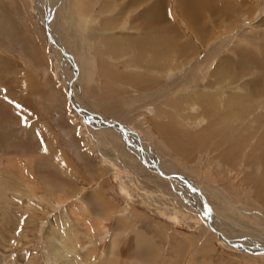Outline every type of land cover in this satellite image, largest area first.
Instances as JSON below:
<instances>
[{
  "label": "rangeland",
  "instance_id": "1",
  "mask_svg": "<svg viewBox=\"0 0 264 264\" xmlns=\"http://www.w3.org/2000/svg\"><path fill=\"white\" fill-rule=\"evenodd\" d=\"M136 1L0 0V264H264V116L227 160L196 94L228 112V95L264 90V0H187L189 14L186 0ZM148 7L161 32L139 26ZM124 35L183 53L163 45L162 67L129 70L131 53L108 50Z\"/></svg>",
  "mask_w": 264,
  "mask_h": 264
},
{
  "label": "bare ground",
  "instance_id": "2",
  "mask_svg": "<svg viewBox=\"0 0 264 264\" xmlns=\"http://www.w3.org/2000/svg\"><path fill=\"white\" fill-rule=\"evenodd\" d=\"M142 1H144V0H137L136 2H139V3H141ZM146 1V0H145ZM208 2V1H207ZM195 3H196V1H195ZM198 3V2H197ZM151 5V4H150ZM153 5V4H152ZM206 5V6H205ZM205 5L203 4V3H198V8H200L201 9V7H203V9L205 8V10H206V8L208 7V4L207 3H205ZM136 6V5H135ZM185 6H187V0L185 1V3H184V5L182 6V8H185V9H183L184 11H186V13L188 12V14H189V11H188V9H186V7ZM154 7V6H153ZM153 7H148V9L146 8V10H144V12L143 13H141V15L140 16H137V21H138V24H139V26L141 27V28H144V29H148V30H154V31H160L161 32V30H163V29H161V28H159V27H161L162 25H158L157 23H155V21H154V19H153V17L151 16V15H149L152 11H153ZM190 7V6H189ZM192 8L194 7V6H191ZM155 9V8H154ZM199 10V9H198ZM197 10V11H198ZM200 11H202V10H200ZM149 13V14H148ZM195 16V15H194ZM195 20V19H194ZM197 21V20H196ZM170 27H171V29H174V27L173 26H171V25H169ZM164 29H165V27H164ZM176 30V29H175ZM149 32V31H148ZM152 32V31H151ZM173 32V31H172ZM175 32V31H174ZM159 33V32H158ZM149 34V33H148ZM127 35V34H126ZM132 35H128V36H123L124 37V42H123V44L120 46V47H118V43L117 42H119V41H121V40H119L118 38H116V40H112L111 38V40L110 41H107L109 44H110V46H111V49H108V48H106V49H108L110 52H114V53H116V54H124V53H131L132 54V56L131 55H129V56H131V57H129V59L126 61V64L124 65L125 67L127 66V68L129 69V70H131V69H136V70H138V71H143V69L145 70L144 72H146V70H148V71H152L153 69L151 68V69H147V68H143L145 65L147 66H150V67H153L154 65L155 66H161L162 67V65H159V63H158V59H161L159 56L161 55L162 56V52H163V45H166L167 46V48L168 49H170L171 50V48H174L175 50H176V52L177 53H179V52H181V53H183L182 51H179V50H181V48H182V46L184 45V44H181L180 46H178L179 44H177V45H175V44H173V42L171 43V46L168 44V41L166 40V38H165V40H161L160 39V41H162V42H164V44L162 43V46H160V45H158L159 43L156 41V39H154V43H147V42H149V40H150V38H149V36L147 35L146 36V43H144V42H139L138 40H135V39H138L137 38V36H134V38L133 37H131ZM184 35H182V37H183ZM50 37V36H49ZM143 37V36H142ZM263 37V36H262ZM51 39V38H50ZM125 39H126V41H125ZM159 39V38H158ZM263 39V38H262ZM127 40H129L128 42H127ZM172 40V39H171ZM183 40H184V38H183ZM186 40V39H185ZM188 40V39H187ZM174 41V40H173ZM53 41H52V39L50 40V43H52ZM188 42H189V40H188ZM187 41H186V43H185V45L188 47V49L191 47V44L190 43H188ZM108 43H106L107 45H108ZM176 43V42H175ZM137 45V46H133V45ZM145 44V45H144ZM168 44V45H167ZM129 46H130V48L131 47H133V48H129ZM145 46H148V48H145ZM259 48V47H258ZM261 48V47H260ZM263 48V47H262ZM105 49V50H106ZM115 49V50H114ZM126 49H129V50H127L126 51ZM160 49V51H158ZM64 51V50H63ZM184 51V50H183ZM175 52V53H176ZM262 52L263 53H260V55H262V58L261 59H255V62L256 61H258V66L260 67V68H262V70L261 69H259V76H261L260 77V80L258 81V85H257V87H261L262 86V84H264V71H263V69H264V65H263V62H264V48L262 49ZM237 53V52H236ZM102 54H103V51H102ZM164 54V53H163ZM166 54H167V52H166ZM120 55V56H121ZM146 55V57H147V62H145L142 58L144 57ZM165 55V54H164ZM170 55V54H169ZM169 55L167 54V56L169 57ZM128 56V55H127ZM166 56V57H167ZM172 56V55H171ZM123 57H126L125 55L123 56ZM123 57H121L122 59H123ZM168 57H167V59H168ZM238 57V56H237ZM86 58V57H85ZM171 57H169V59H170ZM173 58V57H172ZM245 57H242V58H240V60H239V62H240V64H243L244 62H245V60L246 59H244ZM84 59V58H83ZM162 59H163V57H162ZM126 60V59H125ZM171 60V59H170ZM123 61V60H122ZM166 60H165V58H164V61L163 62H165ZM172 61V60H171ZM125 62V61H124ZM162 62V61H161ZM168 62V61H167ZM163 64V63H162ZM129 65H131L132 67H130ZM164 65V64H163ZM166 65H167V63H166ZM227 65H229V64H227ZM231 65V64H230ZM238 65V64H237ZM233 66V65H232ZM110 67V66H109ZM149 67V68H150ZM103 68L105 69L104 70V73L106 72V74H110V72L108 71V70H106V64L105 65H103ZM108 68V67H107ZM156 68V67H155ZM158 68V67H157ZM160 68V67H159ZM158 68V69H159ZM126 70V69H125ZM153 71H155V69L153 70ZM118 72V71H117ZM262 73V75H261V73ZM142 73V72H141ZM147 73V72H146ZM149 73H152V72H149ZM112 74V73H111ZM218 77H221V74L220 75H218ZM226 80V79H225ZM227 80H228V78H227ZM231 80V79H230ZM227 82V81H226ZM116 83V82H115ZM225 83V82H224ZM229 83V82H228ZM109 85V84H108ZM230 85V84H229ZM228 86V85H227ZM230 86H232V85H230ZM256 87V86H255ZM256 87V88H257ZM232 88H234V90H240L239 88H236V87H232ZM148 89H149V87H148ZM102 90V89H101ZM247 93L245 94L246 96H247V98L246 99H244L245 97V95L244 96H241V98H237V97H233V96H230V95H228V102H227V107H228V109H229V111L228 112H224V111H222V110H220L219 108H218V106H217V103H216V106H217V108H214V102H212V101H209L210 99H209V96H208V93L206 92V93H203V92H196V94L198 95V97H199V99L200 100H198V102L199 103H201L202 105H203V108H204V110H203V115H207V117H209L210 118V120L209 121H207V125H214V123H215V120H216V123L218 122V121H220L221 122V124H219L218 126H217V128H216V132L214 131V129H213V132H214V134H216V135H218V137H226L227 139H229V141L231 142V149H229L228 151H226V153L225 154H227V160L230 158V156L231 155H233V154H238V152H240V148H241V143H240V141H241V139L243 140V142H244V140L246 139L247 140V142H249V139H251V137L249 136V133H256V127H253V124H252V122H253V120H255L256 119V123L258 124L259 123V119L257 118V116H264V96H263V94H264V90H255V89H253L252 88V86L250 85V86H248V88L245 90ZM237 92V91H236ZM254 94L253 96H255L256 98H254L253 100H262L261 101V106L259 107V108H255L254 106L257 104V103H254V104H252L251 105V103L252 102H250L249 103V106L246 104V101H250L251 100V94ZM250 94V95H249ZM263 96V97H262ZM241 101H243V103H245L243 106H241L242 104L239 102L240 100ZM238 105H240V106H238ZM208 106H210L211 108H209ZM237 106V107H236ZM262 107V109L261 110H259L260 108ZM146 110H148V109H150V106L149 107H146L145 108ZM157 109V108H156ZM220 110V112L219 113H217L216 114V111L217 110ZM152 110H153V108H152ZM156 111V110H155ZM155 111H154V113H155ZM168 112V111H167ZM92 114H93V112H92ZM167 116V115H166ZM166 116H164V118L166 117ZM202 116V115H201ZM246 117H249V118H246ZM143 118V117H142ZM169 119H170V116L168 117ZM172 118V117H171ZM198 118V117H197ZM99 119V118H98ZM208 119V118H207ZM173 120V119H172ZM172 120H170V123H171V121ZM172 123H173V121H172ZM107 125H112V123H108ZM114 125V124H113ZM260 125H262V121L259 123V126ZM117 126V125H116ZM115 127V126H114ZM120 127V126H119ZM131 126H124V127H120V128H122V129H124V131L125 132H127V134H129L132 138H135L139 143H141L142 144V142H143V139L140 137L141 135L139 134L140 132H138L136 129H134V128H130ZM169 126H167V125H163V126H158V127H156V129H157V133L158 134H160L161 133V136L162 137H164V138H167L168 137V135L170 134V132H169ZM167 131L169 132V134L167 133ZM263 138H264V128H263ZM128 135V136H129ZM172 135H174V134H172ZM171 135V136H172ZM205 135V134H204ZM189 136H192V135H189ZM174 139H175V137L176 136H172ZM192 138V137H191ZM184 139V138H183ZM182 138H181V141L182 142H189V140H186V139H184L183 140ZM214 139V138H213ZM186 140V141H185ZM206 140V139H205ZM145 143H147L146 141H145ZM145 143H143V144H145ZM244 143H246V142H244ZM140 145V144H139ZM141 147H142V145H141ZM140 148V147H139ZM187 148H189V147H187ZM228 149V148H227ZM147 151V150H146ZM242 152V151H241ZM222 153V152H221ZM61 154V153H60ZM59 154V156L61 157V161H62V164L64 163V161L66 162V164L64 165H62V167H65V168H67V170H69V172L70 173H73V174H75V176H77V173L73 170V168H71V167H73L72 166V164L71 163H69L68 162V160H66V158L63 156H61ZM152 154V153H151ZM240 154V153H239ZM253 155V154H252ZM152 156V155H151ZM154 156V155H153ZM151 158H153V157H151ZM58 159V158H57ZM154 159H157L158 160V158H157V156H155L154 157ZM258 160H256V163H258L257 162ZM159 162V161H158ZM159 164V163H158ZM66 165H68V166H66ZM71 166V167H70ZM44 185H45V187L47 188L46 190L50 193V194H52L53 192H54V189L56 190V188L55 187H53L51 184H50V181H45V183H44ZM192 185V184H191ZM62 187V186H61ZM64 191V190H63ZM198 197H200V196H198ZM99 198V197H98ZM197 198V197H196ZM197 199H195V201H196ZM97 201V200H96ZM102 201V200H101ZM97 203V205L101 208V210L103 211V207H105L106 209H108V210H110V208H111V206H109L108 205V202L106 201V202H101L100 203V201H99V203L98 202H96ZM197 203V202H196ZM120 216V215H119ZM97 217V216H96ZM109 217V213H106V214H104V215H101V218L103 219V220H105V219H107ZM98 219V218H97ZM119 220V219H118ZM98 221V220H97ZM214 223V222H213ZM68 231H69V229H67ZM54 233V232H53ZM52 233V234H53ZM232 235V234H231ZM52 236V235H51ZM50 236V237H51ZM66 236V235H65ZM62 237H64V236H62ZM115 237V236H114ZM113 237V238H114ZM232 237L233 236H229L227 239H229L230 238V240L232 239ZM57 238V237H56ZM55 238V239H56ZM59 238H60V236H59ZM238 239H240V238H238L237 236H236V241H237V243H238V246L240 247V249H245V248H247V249H252L253 248V246H256V245H250V244H248L247 243V241H238ZM113 240V239H112ZM229 240V241H230ZM60 241V240H59ZM259 242V241H258ZM58 243V242H57ZM117 243V242H116ZM242 243V244H241ZM262 243H264V241H262ZM63 244V243H62ZM113 244V243H112ZM111 246V245H110ZM257 248V250L258 251H261V252H264L263 250H264V247H254V249H256ZM243 249V250H244ZM46 250V249H45ZM112 252V251H111ZM111 252H109V254H112Z\"/></svg>",
  "mask_w": 264,
  "mask_h": 264
},
{
  "label": "crops",
  "instance_id": "3",
  "mask_svg": "<svg viewBox=\"0 0 264 264\" xmlns=\"http://www.w3.org/2000/svg\"><path fill=\"white\" fill-rule=\"evenodd\" d=\"M147 218V217H146ZM129 220H131V219H129ZM124 221H127V220H124ZM153 222V221H152ZM153 227H154V231H156V233H155V235L153 236L154 237V240H153V238L152 237H150L149 239H150V241H154V242H156V239H159V238H161L162 237V233H160L158 230H159V227H158V224L157 225H155L154 223H152L151 224ZM161 228H163V227H161ZM157 232H158V235H157ZM163 237H164V235H163ZM177 237V236H176ZM157 243V242H156ZM153 247H155V248H157L158 250H161V248L159 247V245L157 244V245H154ZM159 252L160 251H158V255H159ZM155 257V259H157V253H156V255L154 256ZM154 257H152V261L154 260L155 261V259H154Z\"/></svg>",
  "mask_w": 264,
  "mask_h": 264
},
{
  "label": "water",
  "instance_id": "4",
  "mask_svg": "<svg viewBox=\"0 0 264 264\" xmlns=\"http://www.w3.org/2000/svg\"><path fill=\"white\" fill-rule=\"evenodd\" d=\"M75 107V106H74ZM91 116V115H90ZM82 117H85V115L84 114H82ZM87 117H89V116H87ZM194 189H192V191H193ZM207 204H206V202L204 201L203 202V208L206 206ZM208 206V205H207ZM209 208V207H208ZM208 215L210 214V210H207V212H206ZM264 251V250H263Z\"/></svg>",
  "mask_w": 264,
  "mask_h": 264
}]
</instances>
